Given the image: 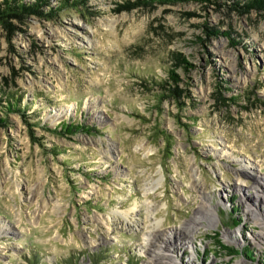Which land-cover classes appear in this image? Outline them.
I'll list each match as a JSON object with an SVG mask.
<instances>
[{
  "label": "rangeland",
  "instance_id": "1",
  "mask_svg": "<svg viewBox=\"0 0 264 264\" xmlns=\"http://www.w3.org/2000/svg\"><path fill=\"white\" fill-rule=\"evenodd\" d=\"M249 1L0 0V264H264Z\"/></svg>",
  "mask_w": 264,
  "mask_h": 264
},
{
  "label": "trees",
  "instance_id": "2",
  "mask_svg": "<svg viewBox=\"0 0 264 264\" xmlns=\"http://www.w3.org/2000/svg\"><path fill=\"white\" fill-rule=\"evenodd\" d=\"M39 1H40V0H39ZM249 2H250L249 5H248V3L245 4V5L248 6L249 9H250L251 7H252V8H254V7H261V6L263 7V5H264V1H263V0H250ZM19 8H20V6L17 7V5H15V4H14V6H11V5L8 6V10H9V11H12V10H14V9L17 10V9H19ZM21 8L26 9V11L29 10V11H34V12H36V13H42V11L39 9V5H38V4H35V5L33 4L32 7H28V8H26V7L23 5V6H21ZM6 10H7V9H6ZM4 12L6 13V11H3V15L0 14V18H2V19H5L6 15L10 14V12H8V13H6V14H5ZM20 12H21V11H20ZM27 12H28V11H27ZM1 13H2V12H1ZM181 60H182L184 63H189L185 58H182ZM169 73L171 74V76H172L174 82H176L177 80H179V76H178V74L174 71V69H170V70H169ZM171 92L175 93V95H177V96H179V94H180L178 87H172V88H171ZM219 98H220L221 100H224L223 94L220 93ZM61 127H62V129H63L64 132H66V133H72V134H73V133H76V132H78V131H80L81 129H84V130L90 131L89 128H87L86 126H83L81 123H77V124H75V123H73V122H71V123L63 122V124L61 125ZM218 242H219V241H218ZM221 247L224 248L226 251H228V254H229V255H236V254H239V253H240L239 250H237V249H235V248H233V247H228V246H226L225 244H221ZM248 253H252V250H250L249 248H245V254L248 255Z\"/></svg>",
  "mask_w": 264,
  "mask_h": 264
},
{
  "label": "bare ground",
  "instance_id": "3",
  "mask_svg": "<svg viewBox=\"0 0 264 264\" xmlns=\"http://www.w3.org/2000/svg\"><path fill=\"white\" fill-rule=\"evenodd\" d=\"M149 191V190H148ZM132 209H135V208H132ZM131 209V210H132ZM211 209V208H210ZM204 211H207V208L205 207L204 209H203ZM212 210V209H211ZM203 211V213H202V215L200 216V218L198 217V218H196V222H198V223H201L200 221H201V219L203 218V216H205L204 214H205V212ZM210 211V210H209ZM212 212H213V217L210 219V222L212 221V222H217V220H218V218H217V215H216V213L214 212V210H212ZM121 213V215H123L126 219H128L129 218V215H130V211H126V212H120ZM216 220V221H215ZM162 222H163V220L162 219H160V220H157L156 222H155V225H153V232H159V231H161V229H162ZM199 225V224H198ZM147 234H146V240H147V242H145V244L147 245L146 246V250H145V252L146 253H148L149 255H150V258L154 261V262H161V257H160V250L162 249L161 248V244L160 243H157V240H153L152 239V237H151V235L153 236V233H152V231H150V230H147V232H146ZM152 233V234H151ZM163 237V236H162ZM156 238V237H155ZM164 256V255H163Z\"/></svg>",
  "mask_w": 264,
  "mask_h": 264
}]
</instances>
